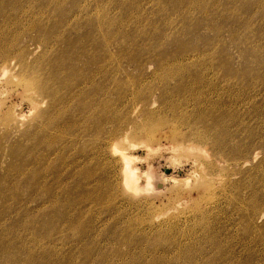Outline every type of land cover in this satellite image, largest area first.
<instances>
[{"label": "rangeland", "instance_id": "obj_1", "mask_svg": "<svg viewBox=\"0 0 264 264\" xmlns=\"http://www.w3.org/2000/svg\"><path fill=\"white\" fill-rule=\"evenodd\" d=\"M2 50L0 264H264V0H0Z\"/></svg>", "mask_w": 264, "mask_h": 264}, {"label": "bare ground", "instance_id": "obj_2", "mask_svg": "<svg viewBox=\"0 0 264 264\" xmlns=\"http://www.w3.org/2000/svg\"><path fill=\"white\" fill-rule=\"evenodd\" d=\"M14 54L13 53H9V51L8 50H2L1 52H0V62H3L2 64H0V66H4V64L7 62V61H9L10 60V58H11V56H13ZM16 56V58H20V56H17V55H15ZM22 60V62H23V56L21 57V59H19V61H21ZM24 114L22 113V112H20V113H18L17 115H16V120H18V121H22V120H24ZM150 135V134H149ZM148 135V136H149ZM146 147V146H145ZM112 151H115L116 153H117V149H116V147H114L113 148V150ZM116 153H114V154H116ZM120 157H121V160L123 161V163H124V169H123V175H124V185H125V187L127 188V189H129L131 186H135V187H137V185H139L141 182H140V179L143 177V176H145L146 177V175L147 174H149L150 172H146V171H144V173L146 172L147 174H143L142 172H143V170H142V172H140L139 171V169L140 168H138V167H140V166H137L136 164H135V162H136V160L137 159H139L140 157H137V156H132V155H128L127 153H125V152H121L120 153ZM142 157V156H141ZM142 159V158H141ZM143 160V159H142ZM151 169V168H150ZM141 170V169H140ZM152 170V169H151ZM148 171H150V170H148ZM180 173V172H179ZM153 174V170H152V172L150 173V175H151V177L152 176H155V175H152ZM155 174V173H154ZM150 175H148L149 176V181L150 182H152V181H154V180H152L151 178H150ZM165 177V176H164ZM167 177V176H166ZM174 179H176V176L174 175ZM155 178V177H154ZM153 178V179H154ZM169 178V177H168ZM144 179V178H143ZM147 179H148V177H147ZM146 179V180H147ZM151 179V180H150ZM156 179H158V178H156ZM166 179V178H165ZM165 179H163L164 181H161L162 183L163 182H165ZM142 180V179H141ZM160 180V179H159ZM145 181V180H144ZM157 181V180H156ZM178 181V180H177ZM177 181H175V182H177ZM159 183H160V181H158ZM139 183V184H138ZM146 183H148V184H146V185H149L150 183L149 182H146ZM152 183H154V182H152ZM165 184V183H164ZM164 184L162 185V186H164ZM144 186V185H143ZM150 186H152V185H150ZM134 187V188H135ZM148 187V186H147ZM155 188V187H154ZM162 188V187H161ZM137 189V188H136Z\"/></svg>", "mask_w": 264, "mask_h": 264}]
</instances>
